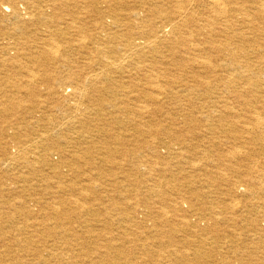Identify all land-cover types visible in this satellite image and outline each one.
<instances>
[{
	"label": "bare ground",
	"instance_id": "1",
	"mask_svg": "<svg viewBox=\"0 0 264 264\" xmlns=\"http://www.w3.org/2000/svg\"><path fill=\"white\" fill-rule=\"evenodd\" d=\"M0 155V264H264V0H0Z\"/></svg>",
	"mask_w": 264,
	"mask_h": 264
},
{
	"label": "rangeland",
	"instance_id": "2",
	"mask_svg": "<svg viewBox=\"0 0 264 264\" xmlns=\"http://www.w3.org/2000/svg\"><path fill=\"white\" fill-rule=\"evenodd\" d=\"M45 90H42L41 91V93H40V97L38 98L39 100L41 99L42 101H39V100H37V106L39 105V109L40 108H45L47 105H53V103L52 104H50V103H48V102H44V101H46V93L44 92ZM40 104H41V106H40ZM47 104V105H46ZM44 105V106H43ZM51 110H53V112H54V114H57V115H60V110H58V109H54V108H51ZM58 111V112H57ZM59 113V114H58ZM1 156V155H0ZM1 158V157H0ZM15 172V171H14ZM35 184V183H34ZM23 187L24 186H22V184L20 185V184H17L16 186H14V188H12V190L16 193V195H14L15 196V199H14V201H20L21 200V198H18L19 196H21V195H24V198L23 199H25V200H34V199H36V200H38V201H41L40 202V204L39 205H42V204H44L43 202H50V201H52L53 200V196L54 195H52V194H47V193H45L44 191H43V189L46 187V185H44V184H42V183H40V185H38L37 187H35L34 189V191L32 190V191H28L27 192V190L26 189H23ZM43 193H45L47 196H44V195H42ZM27 194V195H26ZM48 195H49V197H48ZM2 217V216H1ZM20 218H22V217H20ZM23 219V218H22Z\"/></svg>",
	"mask_w": 264,
	"mask_h": 264
}]
</instances>
